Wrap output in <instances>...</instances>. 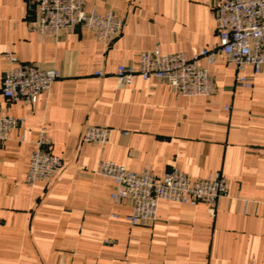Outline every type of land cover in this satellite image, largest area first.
I'll list each match as a JSON object with an SVG mask.
<instances>
[{"label":"crops","instance_id":"crops-1","mask_svg":"<svg viewBox=\"0 0 264 264\" xmlns=\"http://www.w3.org/2000/svg\"><path fill=\"white\" fill-rule=\"evenodd\" d=\"M214 1L84 0L124 18L105 46L80 26L40 36L26 0H0V87L6 52L61 71L35 103L0 97V114L24 120L0 140V264H264V74L248 68L253 87L238 86L236 66L218 58L208 65L215 91L194 96L140 75L120 85L115 75L143 50L217 44ZM91 124L112 128L104 146L82 141ZM41 130L65 166L31 186ZM100 159L158 177L173 166L193 178L219 172L228 192L213 209L161 200L154 223L132 226L130 206L111 199L113 180L95 172Z\"/></svg>","mask_w":264,"mask_h":264},{"label":"built area","instance_id":"built-area-1","mask_svg":"<svg viewBox=\"0 0 264 264\" xmlns=\"http://www.w3.org/2000/svg\"><path fill=\"white\" fill-rule=\"evenodd\" d=\"M26 6L28 28L40 36L57 37L80 26L108 46L123 30L124 18L120 14L112 10H87L84 0H26ZM212 8L217 44L192 54L165 52L158 47L143 50L135 62L117 66L118 84L128 85L140 75L144 80L168 84L177 94L210 95L215 91V83L208 65L225 58L237 68L236 84L252 88L253 81L245 71L250 68L255 74H264V0H215ZM6 56L10 66L2 79L0 97L12 102L35 103L38 95L48 91L61 76L56 67L24 62L11 52H6ZM102 74L103 71L96 72ZM23 121L18 116L0 114V140L8 139ZM111 132L109 126L91 124L86 127L82 141L104 146ZM35 144L25 176V182L31 186L39 180L50 181L65 166L63 159L50 150L51 141L45 130L40 131ZM95 172L113 180L111 199L116 204L130 206L126 219L132 226L154 223L161 200L192 205L206 203L213 209L228 192V182L219 172L193 178L173 166L158 177L149 170L132 171L109 159H100Z\"/></svg>","mask_w":264,"mask_h":264}]
</instances>
